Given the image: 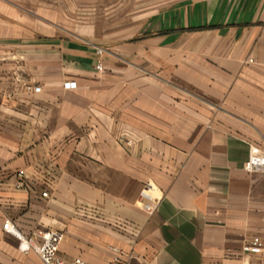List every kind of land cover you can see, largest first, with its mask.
<instances>
[{
	"label": "crops",
	"instance_id": "0c3cea01",
	"mask_svg": "<svg viewBox=\"0 0 264 264\" xmlns=\"http://www.w3.org/2000/svg\"><path fill=\"white\" fill-rule=\"evenodd\" d=\"M86 6L0 0V264H43L8 219L67 260L264 264V0H144L109 45Z\"/></svg>",
	"mask_w": 264,
	"mask_h": 264
},
{
	"label": "built area",
	"instance_id": "2783aa9c",
	"mask_svg": "<svg viewBox=\"0 0 264 264\" xmlns=\"http://www.w3.org/2000/svg\"><path fill=\"white\" fill-rule=\"evenodd\" d=\"M98 54H103V49H98ZM97 70L103 71L101 63L97 65ZM66 89H73L76 87V82H66L64 84ZM34 92H39L41 88L28 87ZM131 143V141H128ZM245 169L249 172H263L264 173V150H256L252 148L249 157L245 163ZM20 175H24V171L19 172ZM155 187L152 183L148 182L143 186V189L139 194V201L142 204L143 210L152 215L156 211L159 200L154 196ZM48 192H43V196L46 197ZM3 230L6 233L14 235L19 240V249L25 253L36 254L43 264H90L80 257H76L70 260L64 259L59 254L60 246L65 238V234L59 230H39L30 235H25L19 227L11 220H6L3 224ZM245 250L252 253H262L264 251V242L259 237H253L249 243L245 246ZM118 254L115 258V264H131L129 260L122 259L120 257V250L114 249Z\"/></svg>",
	"mask_w": 264,
	"mask_h": 264
},
{
	"label": "rangeland",
	"instance_id": "374dc122",
	"mask_svg": "<svg viewBox=\"0 0 264 264\" xmlns=\"http://www.w3.org/2000/svg\"><path fill=\"white\" fill-rule=\"evenodd\" d=\"M144 0H102L103 4L100 6H87L85 9L86 26H93L96 32L97 39L102 43L109 45L116 39L111 38V34L116 31L133 30V28L140 26L141 23H131L132 13L140 8ZM166 3L183 0H165ZM118 3V6H111L112 3ZM130 15V18L129 16ZM130 19V21H129ZM120 41H123L121 39Z\"/></svg>",
	"mask_w": 264,
	"mask_h": 264
}]
</instances>
